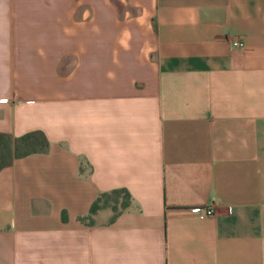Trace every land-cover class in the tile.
I'll list each match as a JSON object with an SVG mask.
<instances>
[{
    "label": "crops",
    "instance_id": "obj_1",
    "mask_svg": "<svg viewBox=\"0 0 264 264\" xmlns=\"http://www.w3.org/2000/svg\"><path fill=\"white\" fill-rule=\"evenodd\" d=\"M31 131L0 264H264V0H0V135Z\"/></svg>",
    "mask_w": 264,
    "mask_h": 264
},
{
    "label": "trees",
    "instance_id": "obj_2",
    "mask_svg": "<svg viewBox=\"0 0 264 264\" xmlns=\"http://www.w3.org/2000/svg\"><path fill=\"white\" fill-rule=\"evenodd\" d=\"M48 147V141L41 131H31L11 138L9 135H0V169L8 165L15 157H21L34 152H43ZM130 201V195L125 189H112L99 193L92 201L84 221L91 218L98 210L110 208L115 217L125 209Z\"/></svg>",
    "mask_w": 264,
    "mask_h": 264
},
{
    "label": "built area",
    "instance_id": "obj_3",
    "mask_svg": "<svg viewBox=\"0 0 264 264\" xmlns=\"http://www.w3.org/2000/svg\"><path fill=\"white\" fill-rule=\"evenodd\" d=\"M232 44H233L234 46H239V47L242 46V42L239 41V40H235V41H233ZM201 212H202V213H205L206 215H210V214L213 213V209H212V207H207V208H205V209H201Z\"/></svg>",
    "mask_w": 264,
    "mask_h": 264
}]
</instances>
